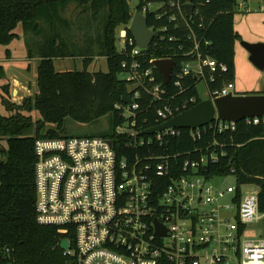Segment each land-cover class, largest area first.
<instances>
[{"label": "built area", "instance_id": "built-area-1", "mask_svg": "<svg viewBox=\"0 0 264 264\" xmlns=\"http://www.w3.org/2000/svg\"><path fill=\"white\" fill-rule=\"evenodd\" d=\"M186 3L168 2L177 10L168 19L173 24L180 17L191 30L189 21L197 7L188 17ZM154 5L158 6L156 11L151 10ZM164 6L150 1L141 12L147 16ZM238 6L243 8L244 3ZM152 30L156 33L154 40L181 43L186 60L173 72L171 84L175 89L184 91L186 80L196 78L198 95L202 82L211 100L235 93V81L210 90L215 75L227 73L228 67L203 53L195 32L182 37L172 34L170 26ZM123 42L129 53L121 75L128 82L127 93L133 103L117 106L128 119L115 128V133L125 137V149H147L150 153L134 152L122 158L112 138L38 139L34 146L37 223L64 227L74 234L73 248L72 242L65 239L70 249L63 250L72 264H264V239L246 237L248 227L264 217L258 193L245 194L243 188L247 185H239L236 180V185L226 188L213 184L216 178H235V169L228 176H211L205 172L209 164L218 163L217 153L181 162L179 156L152 151L161 149L182 131L166 128L144 135L143 131L150 128L138 127L143 94L152 102L165 101L169 96L155 74L156 60H150L154 68L147 65L148 50L140 48L127 29ZM197 101L195 96L175 106L164 104L157 112L158 125L151 128L161 126ZM246 122L264 125V117ZM209 127L224 132L235 130L236 123L215 121ZM196 131V138H200V129ZM173 169L179 174L174 176ZM158 224L165 230L162 237L157 236ZM11 256V249L0 246V264Z\"/></svg>", "mask_w": 264, "mask_h": 264}, {"label": "trees", "instance_id": "trees-1", "mask_svg": "<svg viewBox=\"0 0 264 264\" xmlns=\"http://www.w3.org/2000/svg\"><path fill=\"white\" fill-rule=\"evenodd\" d=\"M150 1L166 4L158 13H147L150 28L158 31L164 26H170L172 34L182 37L195 32L203 53L228 67L227 73L216 74V81L210 82L211 91L235 81V47L241 41L234 24L239 0H195L197 12L189 21L191 30L180 17L176 23L170 24L169 16L177 13L176 9L168 5L171 0H139L137 11H142L144 4ZM71 4L96 14L101 8L107 9L105 22L101 25L103 28L98 53L99 57L108 62L106 73L89 71L95 59L92 57L85 61L84 71L61 73L56 70L54 59L70 56L65 48L67 42L72 40L71 35L68 38L65 36L62 25L70 30L69 21L63 12ZM133 17L128 0H0V45L9 46L19 37L16 28L20 24L27 33L39 34L44 28L40 25L43 20L46 24L44 30L49 37L39 60L36 93L25 97L22 104H17L11 100L10 85L3 86L2 104L6 114L0 110V246L11 249L12 256L2 264H72V259L64 256L61 243L67 239L72 242L73 248L74 234L66 232L64 227L37 223L34 170L37 159L34 146L38 139L90 136L112 138L116 149L120 147L118 151L122 158L134 152L141 155L150 153L147 149H125V137L115 133V128L128 119L117 106H123L124 94L129 90L128 82L119 79L129 51L118 50L117 30L124 25L128 36H131L129 24ZM180 45V41L169 43L154 40L146 52L147 65L153 67L150 60L173 58L177 62V72L181 62L186 60L181 54ZM7 56H10L9 50ZM29 58L33 59L31 53ZM154 71L169 97L165 101L152 102L151 97L143 94L141 110L137 113V124L142 128L158 125L157 112L164 104L175 106L197 96V103L186 109L190 110L203 101L197 92L196 78L186 80L183 86L185 89L180 92L174 88V84L165 85L161 73L155 68ZM4 76L5 69L0 66V78ZM33 114L39 118L35 120ZM108 115L112 116V126L106 134H68V121L90 125ZM205 127L200 128V138H196L198 131L181 129L179 137L170 139L161 149L153 148L152 151L179 156L181 162L217 153L220 157L218 163L209 164L205 173L228 176L235 169L234 176L239 185L252 184L258 187L260 212L264 214V125H248L244 120L236 123L235 130L224 132ZM2 139L6 145L1 143ZM172 174L176 176L179 173L173 169Z\"/></svg>", "mask_w": 264, "mask_h": 264}, {"label": "rangeland", "instance_id": "rangeland-1", "mask_svg": "<svg viewBox=\"0 0 264 264\" xmlns=\"http://www.w3.org/2000/svg\"><path fill=\"white\" fill-rule=\"evenodd\" d=\"M263 1V0H261ZM129 6L132 9L134 15L137 12V6L139 0H128ZM241 4V0H239ZM158 9L157 5L151 7L152 11ZM258 9V8H257ZM253 9L254 12L262 13L261 11ZM107 9L101 8L99 13L96 14L92 10L84 11L76 4H71L63 12L64 17L69 21L70 30L62 25L65 36H70L69 42H67V48L65 50L70 54L68 58H56L54 64L58 72H71L74 70L84 71L86 69V60L88 57L95 58L93 64L89 66L90 72H103L108 71V62L106 59L99 57L100 50V35L102 32L101 25L105 22ZM239 15L236 14L235 17ZM132 22V21H131ZM41 28H45V21H40ZM131 23L129 24V26ZM61 27V26H60ZM41 29L39 34L31 35L26 32V29L20 24L16 29L19 37L14 40L9 46L0 45V66L5 69V76L0 78V110L2 114H6L5 108L2 104V97L4 95L3 86L10 85L11 100L14 103L22 104L23 99L28 96H32L38 90L37 87V73L39 67V60L41 52L44 48V44L48 40V32ZM126 27L120 26L117 30L116 44L119 51H123L125 44L123 42V36ZM67 31V33H66ZM68 40V39H67ZM244 48V47H243ZM245 49V48H244ZM10 51V56H7V51ZM247 52V51H246ZM29 53L32 54L33 59L29 58ZM249 59V58H248ZM249 67L241 70H237L236 77V93L239 95L249 94L253 92H262L264 90V71H260L249 59ZM119 79L123 80V75L119 76ZM16 80V81H14ZM13 87H17L19 93L12 96ZM21 90V91H20ZM199 95L203 101L209 100L207 95V87L205 83L199 84ZM34 119H38L37 114H33ZM112 116L107 117L91 123L90 125L80 124L74 121H68L66 128L68 134L71 136H77L78 134H106L111 131ZM1 143L6 145V141L2 139ZM220 188H226L228 186L236 185L234 177L216 178L213 181ZM244 193L251 195L258 193L259 189L255 185L244 186ZM248 240H260L264 239V217L261 221L253 223L247 229Z\"/></svg>", "mask_w": 264, "mask_h": 264}, {"label": "water", "instance_id": "water-1", "mask_svg": "<svg viewBox=\"0 0 264 264\" xmlns=\"http://www.w3.org/2000/svg\"><path fill=\"white\" fill-rule=\"evenodd\" d=\"M195 0H186L184 5L188 17H192L195 10ZM129 31L140 48L149 50L156 33L148 25V17L138 11L129 27ZM242 46L249 52V59L259 69L264 71V43L242 42ZM176 61L171 59H159L154 62L155 68L161 73L166 85L172 82V75L176 68ZM123 103H133L128 93L124 94ZM264 117V90L261 94L235 95L233 93L213 100L202 101L190 110H186L171 120L156 128L143 131L144 135L155 134L161 130L189 129L195 130L209 126L215 121L238 123L249 118ZM165 235V230L158 224L157 236ZM61 249H70V242L62 240Z\"/></svg>", "mask_w": 264, "mask_h": 264}, {"label": "crops", "instance_id": "crops-1", "mask_svg": "<svg viewBox=\"0 0 264 264\" xmlns=\"http://www.w3.org/2000/svg\"><path fill=\"white\" fill-rule=\"evenodd\" d=\"M241 2L244 3V7L238 9L237 14L239 13V15L235 17L234 20L235 30L237 34L241 37V41H239L235 47L236 73L237 70H239L240 72L241 70L249 67L248 58L250 55L249 52H246L247 50L243 48L242 42L264 43V0H241ZM253 9H257L262 13L254 12ZM16 88L17 87H13V97L14 95L19 93V90ZM261 93L262 92H253L249 94ZM234 94L239 95L236 93V89Z\"/></svg>", "mask_w": 264, "mask_h": 264}]
</instances>
